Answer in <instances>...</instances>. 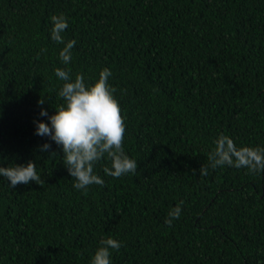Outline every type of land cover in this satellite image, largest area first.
Here are the masks:
<instances>
[{"label":"trees","instance_id":"1","mask_svg":"<svg viewBox=\"0 0 264 264\" xmlns=\"http://www.w3.org/2000/svg\"><path fill=\"white\" fill-rule=\"evenodd\" d=\"M56 68L86 85L110 69L135 174L106 175L105 157L104 185L73 187L61 148L35 134L41 107L64 103ZM221 134L264 147V0H0V167L33 161L44 181L0 177V264H91L109 237L112 264H264V172L212 169Z\"/></svg>","mask_w":264,"mask_h":264},{"label":"clouds","instance_id":"2","mask_svg":"<svg viewBox=\"0 0 264 264\" xmlns=\"http://www.w3.org/2000/svg\"><path fill=\"white\" fill-rule=\"evenodd\" d=\"M51 20V39L65 45L59 53V59L67 65L71 62V50L76 41L65 43L62 33L68 28V22L63 14L53 15ZM42 51L46 52L47 49ZM70 71L55 69V75L64 81L58 92L64 103L56 107L55 114L51 116L41 107L40 116L48 117L50 124L34 121L35 134L49 137L61 148L64 166L75 180L73 187L86 192L93 184L104 185L105 181L95 174L94 167L105 157L110 159L111 167H104L103 171L114 178L135 174L138 164L124 152L126 123L119 101L115 97L116 89L108 82L112 75L110 69L104 68L91 85H86L83 74H77L73 80ZM37 103L42 106L45 99L41 98ZM50 148L51 145L47 143L42 146L45 151ZM208 160L212 169L227 165L247 168L250 173L258 174L264 172V147L238 148L233 139L221 134L215 141V148L209 153ZM199 172L200 175L206 176L208 168L202 166ZM0 177L6 178L12 188L30 182L38 185L44 183L33 161L26 165L0 167ZM181 212L179 205L170 209L165 223L171 227L173 220L180 218ZM121 246L120 241L111 237L102 239L91 264H112L110 250L118 251Z\"/></svg>","mask_w":264,"mask_h":264}]
</instances>
